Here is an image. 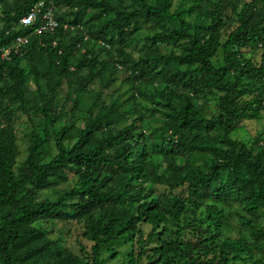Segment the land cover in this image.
<instances>
[{
    "label": "trees",
    "instance_id": "trees-1",
    "mask_svg": "<svg viewBox=\"0 0 264 264\" xmlns=\"http://www.w3.org/2000/svg\"><path fill=\"white\" fill-rule=\"evenodd\" d=\"M41 1L59 25L38 36L19 19ZM17 36L29 43L0 58V264H103L125 240L155 242L146 264L193 252L197 264H264V129L250 144L231 137L264 111V0H0V50ZM116 64L131 89L105 106L84 87L110 86ZM15 112L39 117L19 163ZM67 170L74 182L60 188ZM153 186L186 196L161 199ZM56 220L81 225L89 256L35 227Z\"/></svg>",
    "mask_w": 264,
    "mask_h": 264
},
{
    "label": "rangeland",
    "instance_id": "rangeland-1",
    "mask_svg": "<svg viewBox=\"0 0 264 264\" xmlns=\"http://www.w3.org/2000/svg\"><path fill=\"white\" fill-rule=\"evenodd\" d=\"M251 0H242V2H249ZM145 31V30H144ZM144 31H141V35L139 36L140 40L133 43L129 48L127 49V52L131 54L134 60L137 59V49H140L142 47V37ZM130 68L122 66L121 64H116L114 70H113V76L112 79H114V82L108 86L107 88H102L100 82H93L90 85H86L84 87L85 92L88 94L94 95L96 92H100V104H103L105 106H108L111 101L113 100H123L127 97V94L129 93L132 85V80L128 78L130 73ZM86 73V72H85ZM78 82L82 83L81 80ZM144 86V85H143ZM144 90L146 92L150 91L153 86L152 85H145ZM34 86L29 85L28 87V98L30 101H34L35 94H34ZM72 94L70 95L66 91V85L61 86L59 91V102L62 104H65V109L69 110L71 107V101ZM141 100V99H140ZM211 106L210 102H207V106ZM212 107H208L207 111H211ZM204 112V108H203ZM68 112V115L66 116L68 119L70 118ZM65 117V118H66ZM38 116L34 115H24L19 112L14 113L13 117V129H14V135L16 137V144H17V162H21L26 154L28 146L30 145L29 142V133L31 131V126L34 122L38 121ZM138 119V116H136ZM75 120L77 126H82V119L79 115H77L74 118H70V120ZM2 120V114H0V121ZM32 122V123H31ZM264 129V111L262 112L261 118L257 120H243L238 128L232 132L231 137L235 140L245 142L247 144H250V142L253 140V138L258 135L262 130ZM54 152V149H52ZM66 175L68 177V180L65 183H61L59 185L60 188H68L72 186L74 182L73 174L70 171H66ZM153 189L155 190V196L159 197L161 199L165 197H184L186 196V188L180 187V188H165L161 186H153ZM226 205V204H224ZM232 217L235 219V216L232 215ZM179 225H184L183 221L178 223ZM176 225V223L169 222L166 227L168 229L173 228ZM264 225V222H263ZM35 227L38 229H41L50 239L56 240L61 246L71 251L73 254L79 256V257H87L89 256L90 252V246L91 243L88 242L86 239L82 236V228L81 225L78 224L76 221H38L35 224ZM140 229L142 231L143 240L146 239L147 235L149 234L151 227L148 224H141ZM161 227L159 228V230ZM174 229V228H173ZM240 229L235 226L230 231V236L237 237L239 235ZM168 232V231H167ZM168 234V233H167ZM138 235H136L135 240H137ZM181 239L185 242L192 241L194 242V238L191 234L188 233V231H182L181 232ZM155 242L152 241H145V244L142 246L136 244V241H122L119 244H115L112 249L116 255L111 256L110 251H104L103 257L104 262L103 264H146L148 263V260L144 256L145 254H150V250L155 246ZM81 247H83L85 250L84 252L81 251ZM145 253V254H144ZM190 257L195 261V264H197L199 261H201L200 257H197L195 252H193L191 255L186 254L182 261L184 264H189ZM133 261V263L131 262ZM234 264H251L249 262H243L242 260L237 261Z\"/></svg>",
    "mask_w": 264,
    "mask_h": 264
},
{
    "label": "built area",
    "instance_id": "built-area-1",
    "mask_svg": "<svg viewBox=\"0 0 264 264\" xmlns=\"http://www.w3.org/2000/svg\"><path fill=\"white\" fill-rule=\"evenodd\" d=\"M44 5L42 1L34 5L26 15L19 19V25L22 27L36 25L34 34L38 36L53 32L59 24L55 19L53 7H44ZM28 43V36H17L11 46L0 50V58L8 59L11 52H19Z\"/></svg>",
    "mask_w": 264,
    "mask_h": 264
}]
</instances>
